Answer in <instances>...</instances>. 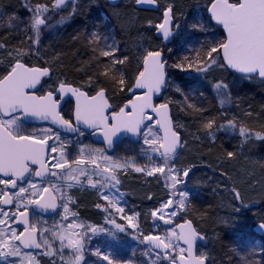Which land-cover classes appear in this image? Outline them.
Instances as JSON below:
<instances>
[{"label":"rangeland","instance_id":"rangeland-1","mask_svg":"<svg viewBox=\"0 0 264 264\" xmlns=\"http://www.w3.org/2000/svg\"><path fill=\"white\" fill-rule=\"evenodd\" d=\"M131 1L120 0L117 5L111 7H126ZM156 2L158 5L160 3L163 11L169 4L173 6L171 41L165 46V50H160L164 54V61H166L167 87L163 97L156 102V105L167 104L170 107L174 129L182 138L180 152L171 157L167 165H164L159 150L160 135L155 128L154 120L143 128L137 144L125 141L109 155L101 146L91 142L90 135L83 132L73 138L64 137L51 128H27L20 122V117L16 116L18 117V130L21 134L35 135L37 138H42L45 132L51 129V132L48 133L51 136L48 143L54 145L57 150L53 153L48 148L46 159L48 179L46 182L36 181L33 178L32 170L27 181L22 185H18L14 191H8V185L0 184V201L4 193L10 194L13 200L12 208L7 210L0 207V219L8 220L7 225H0V229L5 232L4 238L12 236L9 229H15L17 235L22 232V229L15 225V219L23 211L29 213L30 227L33 229L32 226H35L38 243L41 245L39 252H24L13 239L11 244L18 249V252H14V249L8 245L0 248V252L4 253L3 256H0V264H109V260L112 261V264H173V260L175 261L178 256L184 255L185 251L181 253V249L185 250V248L175 238H171V232H176L175 227L177 224L189 220L190 216L193 215V210H191L192 200L196 198L201 190L210 197L221 198V223L226 228L236 229L239 237L247 238V236H250L254 243L253 248L248 249L246 255L242 254L241 250L237 248L234 254L218 258L214 253V246L211 245L212 247L205 249L198 247L197 257L202 256L207 264H222L221 259L226 264H237L235 255L239 254L245 261L243 264H264V229L259 227L264 222V203L261 207H249L251 202L259 200L256 195L264 192V185H248L246 188L241 189L238 186L243 184L235 185V190L243 198L237 200L233 188L228 186L225 180L219 176L222 173L219 170L213 171L219 172L217 175L211 173L208 170V165L203 161H197L198 159L194 156V153L190 151L194 139H199L201 133H204V135L207 133L208 140L206 139L205 142H208L210 148H218L219 142L223 141L220 136H223L226 138L227 144L234 147L237 156L244 159L248 158L247 152L251 151L253 144H256L253 138L256 139L257 135L246 130L250 133V138L242 137L240 128L243 127V124L238 122L237 125L233 121L234 110H236V106L239 107V99L235 90H238L244 84L257 88L263 100L261 110L264 111V82L260 81L257 76L251 78L241 77L228 72L224 67V70H222L220 52L219 63L210 68L208 67L211 61L207 57V50L210 49L212 44L217 43L215 42L216 31L214 27H218L222 31L221 27L212 24L207 16L209 5H195L190 10L186 8L183 11L178 5V0H156ZM53 6L54 1L50 3L49 8L47 7V12L42 14L46 26L44 35H38V43L33 42L37 40V33L31 27L34 16L29 23L30 30L26 26L27 24L24 26V22L17 19L19 25L24 26L18 31L19 34L25 37L24 42L32 45L33 47H31L36 53H40L35 56L36 59L49 70L53 64L49 62L48 52L56 33L60 32L64 26L61 23L63 17L50 11ZM162 12L158 19H152L154 25L149 24L146 28L153 35L156 30L155 25L162 21ZM100 16L105 19L104 15ZM194 24L198 27L193 28ZM187 38H190L191 44H188ZM89 42L94 47L97 44L100 55L102 51L115 49L112 56H101L107 61L105 71L114 80L118 81L122 77L119 70L122 63L112 64V60L125 61L126 57L115 34L110 30L103 36L98 35L97 38L92 35ZM177 44H179V48H177ZM27 50L28 48H21L17 52L27 53ZM19 55L14 50H4L0 55V69L6 68V73H8ZM213 55L216 56L217 54L214 53ZM3 61H7L10 67L4 65ZM178 64L183 67H174ZM198 67H205L207 70L197 71ZM182 75L187 81L201 83L210 90V96L213 97V102L220 112L216 115H218L221 122L218 127L213 125L211 135L204 128V124L208 120L201 124L202 129L200 130L194 124L193 116L195 114L193 111L195 110L192 111L194 101L187 100V105H185V100L183 101L179 97V78ZM53 82L55 87L63 81L58 73L50 71V77L46 85H51ZM218 83L226 84L227 88L217 90L216 85ZM115 88L114 95L107 97L113 112L122 107H116L114 104L116 95L121 92L122 86L115 83ZM188 108L191 111H188ZM244 118L241 117L240 119L243 120ZM0 120L7 119H1L0 117ZM229 121H232L234 126H229ZM53 133L59 135V140L56 139ZM146 138L156 140V144L145 143ZM260 140L264 142V138H260ZM248 142H251L250 147L246 146ZM201 146L203 147L202 144H200V148L196 147L198 152L201 151ZM80 161H83V163H80ZM53 163H61L65 167L54 168L52 167ZM115 165H119V167H114ZM161 165L166 167L164 173L154 172L151 176L147 175L154 167ZM224 167V164H222V170H225ZM136 168H141L143 171L137 172ZM167 168H172L174 172L178 173L182 181V183L176 185L175 189L170 187L171 181L168 178L170 174ZM106 169L108 171H105ZM185 169H190L186 177L183 176ZM113 175L119 180L118 184L115 181L104 180V177ZM89 181L96 183L97 187L93 188ZM130 181H138L145 192L152 190L154 199L148 205L143 206L147 204V201H142L137 197V191ZM69 184L72 187H68ZM32 185H36V187L33 188ZM101 185H103L102 188ZM166 185L169 186L166 187ZM21 188L24 189L23 192H21ZM44 188L49 189L58 202V212L50 218L37 216L31 210V206L43 194ZM178 192L187 193L186 207L173 209L177 211L176 216L169 217L170 209H163L160 213L164 215L165 219H171L172 223L165 224L164 220L159 218V214L157 217L151 215L153 210L161 209V205L166 203L170 197L179 200L178 195H173V193ZM102 194L108 195L109 199H102ZM138 203L141 204L140 207ZM65 205L68 208L67 212L65 211ZM97 205H100V207H97ZM118 208H123L124 211L120 212L117 210ZM4 212L9 214L8 217L3 215ZM128 216L133 217L132 224L134 227L128 226ZM116 225H120L125 230L119 231ZM74 233L76 235H73ZM112 234H115V239ZM153 235L161 239L171 238L173 247L167 249V253L164 255L153 252L144 245V237ZM60 236L64 237L63 241L59 238ZM204 237L212 243L214 242V237L211 234L208 233ZM70 240H80L83 247L79 253L75 252L73 247L70 246ZM244 249L246 248H242V250ZM124 250H128V257H121ZM10 252L14 254L10 255ZM76 255L82 257L79 262L76 261ZM130 255H132V258L128 259ZM105 257H108V259H105Z\"/></svg>","mask_w":264,"mask_h":264},{"label":"trees","instance_id":"trees-1","mask_svg":"<svg viewBox=\"0 0 264 264\" xmlns=\"http://www.w3.org/2000/svg\"><path fill=\"white\" fill-rule=\"evenodd\" d=\"M53 1L0 0V44L4 45L0 47V55L4 50H14L18 55L20 53L17 51H20L21 48H28L27 54L17 56L16 60L20 59L21 62L29 67L46 68L35 57L40 53H36L32 49V45L25 43V37L19 34L18 31L22 27L24 28L25 24L30 30L29 23L33 17V10L36 4L46 5L49 8L50 3ZM212 2L213 0H178V5L184 11L186 8L190 10L195 5H210ZM233 2L235 0H229V3ZM162 9L159 3L157 12L136 10L133 0L126 7H111L107 4V0H75L59 11L51 8L50 11L52 13L63 17L61 23L64 26L60 32L56 33L48 52L49 62L53 64L51 65L50 63V71L58 73L66 84L83 90L88 94H94L104 89L106 96L112 97L116 89L114 78L110 74H103L106 72L107 61L99 54L97 44L94 47L89 42L90 36L93 35L97 38L98 35L103 36L107 31L111 30L115 34L126 57L124 63L119 67L120 74L125 80V85L122 86L121 92L117 93L114 104L116 107L125 105L130 100L129 89L132 88L134 80L141 71L144 55L148 51L166 49L159 40L154 38L151 31L146 30L149 24L154 25L152 19H158L163 11ZM175 12L176 10L174 9ZM100 15H104L105 19L101 18ZM17 19L24 22V26L21 27ZM45 26L46 24L39 28L40 36L44 35ZM214 29L216 31L215 42L223 41L224 37L220 28L214 27ZM189 39L187 38L188 44H191ZM177 45V48H179V44ZM7 61H3V63L9 68L10 65H8ZM221 69L224 70L223 67ZM5 73L6 68L0 69V77H3ZM179 81L180 99L185 100V105H187V100L194 101L192 107V111L195 110L193 111L195 114L193 122L198 126V130L202 129L200 127L201 124L207 120H214L213 125L218 127L221 122L216 114L220 112L213 102V97L210 96V90L201 83L197 84L193 81H187L183 75L179 78ZM247 85L244 84L238 90H235L239 99V107L236 106L237 108L234 110L233 121L236 124L238 122L242 123L245 130H249L254 134L259 133L264 137V111L261 110L263 100L257 88ZM188 111H191V109L188 108ZM241 117L245 118L241 120ZM206 136L207 133L205 135L201 133L199 139L195 138L194 143L191 144L190 151L194 153V156L198 159L197 161H203L208 165V170L211 173L219 170L222 173L219 176L233 189H236L235 185L237 184H243L242 186L237 185L240 189L246 188L248 185H264V142L260 138H253L256 144H253L251 151L247 152L248 158L244 159L236 155L234 147L227 144L226 138L223 136L219 135L223 141L219 142L218 148H210L208 142H205ZM200 144L203 147L201 146V151L199 150L200 152H198L196 147L200 148ZM250 144L251 142H248L246 146L250 147ZM228 152H233L235 155L228 157ZM222 164H224L225 170H222ZM213 173L217 175L219 172ZM130 182L137 191V197L142 199V201H147V204L143 205L145 202L142 204L143 206L148 205L154 199L152 190L145 192L138 181ZM256 197L259 200L251 202L249 207L257 208L263 206L264 192L257 194ZM220 200L221 198L210 197L201 190L196 198L192 200L191 210H193V215L190 216L189 221L203 237L208 235V233L214 237L213 243L204 238L208 243V247L214 246V253L218 258L234 254L237 248L241 250L242 254L246 255L247 250L253 248L254 242L250 236H247V238L239 237L236 229L226 228L221 223L220 206L222 203ZM138 206L140 207L141 204L138 203ZM244 247L246 249L242 250ZM128 255V250H124L121 257L125 258ZM235 256L237 257V264L245 262L239 254ZM131 258L132 255L128 259ZM220 261L222 264H226L224 260L221 259Z\"/></svg>","mask_w":264,"mask_h":264},{"label":"snow or ice","instance_id":"snow-or-ice-1","mask_svg":"<svg viewBox=\"0 0 264 264\" xmlns=\"http://www.w3.org/2000/svg\"><path fill=\"white\" fill-rule=\"evenodd\" d=\"M66 0H56L54 7L59 8L64 5ZM156 0H136L137 4L149 3L153 4ZM48 8L46 5L36 4L33 10V23L31 25L32 29L37 33V40L33 41L38 43L39 26L45 24V19L42 18V14L47 12ZM211 14V18L215 20L218 24L223 26L226 33V38L218 43L212 44L210 49L207 50V57L211 61L208 66L217 65L219 63V52L223 54V64L221 67H227L234 69L240 73L253 74L256 73L262 79H264V0H235L233 3H229V0H213L211 6L208 9ZM173 20V6L171 4L164 10L163 22L156 24V28L163 34L165 39L171 35V29L169 25ZM151 23V22H149ZM193 28L198 27L194 24ZM31 39V37H30ZM4 45L0 44V47ZM219 50V51H218ZM115 51L112 48L111 51H102L101 55L105 57L112 56ZM217 54L214 56L213 54ZM27 54L25 52H20V55ZM126 59V58H125ZM144 71L139 72L136 78V83L134 85L137 89H146V93L141 101L137 98V101L129 100L128 104L121 107L119 112H113L111 117L105 114V109L109 107L108 101L105 99V90L101 89L96 93L95 96H87L83 92H78L77 89H67L72 91L77 96V107L75 118L77 121H82L89 127H100L104 129L105 141L110 145L112 143L111 137L115 135L117 131H128L133 134L138 133L141 130V124L143 123V118L145 116V109L151 108L153 112H157V115L161 116V120L157 121L158 126L163 130L164 137L163 142L160 143V148L163 152L160 153L161 159L164 161V165L168 164V161L175 153L178 146L179 136L176 131L173 130L171 126V121L168 120L166 115V110L168 108L167 104L153 105L151 103L152 96L154 93L160 92L162 86L166 84V61L162 58L161 51H148L147 55L144 56ZM124 63L123 60H112V64ZM174 67H183L182 65H174ZM205 67H198L197 71H206ZM48 68H30L26 67L25 63L21 62L20 59L16 60V63L11 67V70L0 79V113L4 116L10 117L7 120H0V173L4 176H12L17 179L24 176L25 173L30 172L29 161L31 164H39L40 169L36 171L35 175L37 177L42 176L43 169L47 164L44 158V150L50 148L53 153L56 152V147L50 145L48 141L51 136L48 134L51 129L45 132L42 138H37L35 135L21 134L18 130V117L13 115L18 109L22 110L25 114H31L40 116L42 119H48L49 115L53 117L52 122L58 124L62 127L67 128L71 131H79V129L74 128L72 124L60 117L55 110L56 101L52 99L53 93L49 91L47 95L35 96L30 95L24 91L26 88H35L40 83V78L48 75ZM108 75L106 71L103 73ZM114 83L120 86L125 85V80L121 77L118 81L114 80ZM66 82L60 83V90L66 89ZM217 90L226 89L227 85L218 83L216 85ZM131 91V89H129ZM131 106L130 111H126V108ZM214 120H208L204 124V128L208 130L209 135L212 134ZM229 126H234L232 121L228 122ZM56 139L59 140V135L53 133ZM150 134V130H149ZM240 135L245 138H250V133L246 132L245 128H240ZM257 138H264L259 133L256 134ZM145 143L155 145L156 140L145 139ZM158 151V149H157ZM235 154L233 152H228V157H233ZM53 159H55L53 157ZM83 163V161H80ZM164 165L154 167L152 171H149L147 175L151 176L154 172L164 173L166 167ZM54 168H64L65 165L61 163H53ZM114 167H119L115 165ZM137 172L143 171L141 168L135 169ZM75 171V170H72ZM105 171H108L106 169ZM169 179L171 181L170 187L172 189L176 188V185L182 183L179 178V174L174 172L172 168H167ZM190 169H185L183 171V176H187ZM106 181H115L117 184L119 180L116 176H106L104 177ZM93 188L97 187L96 183L89 181ZM0 184L16 186V180H0ZM169 185H166L168 187ZM33 188L36 185H32ZM68 187H72L71 184ZM103 185H101V188ZM24 189L21 188V192ZM48 189L44 188L43 193H47ZM235 198L237 200H242L240 193L233 189ZM39 195V194H38ZM173 195H178L179 200H174L171 197L166 203L161 205V209L153 210L151 215L164 220L165 224L172 223L171 219H165L164 215L160 214L163 209H170L168 215L176 216L177 211L173 209H179L186 207L187 193L178 192L173 193ZM102 199L108 200L109 196L102 194ZM5 205L12 204V196L6 194V198L2 200ZM55 208V205H52ZM100 207V205H97ZM123 212V208L117 209ZM65 211H68L67 205H65ZM3 215L8 217V213L4 212ZM19 216L25 222L27 217L22 211ZM127 220L129 222V227H134L132 224L133 217L128 216ZM8 220L0 219V225H7ZM35 230V226H32ZM119 231H124L120 225H116ZM180 229L179 233L171 232V238L176 240H183L187 247V258L182 254L180 259L182 264H205V259L193 255V244L196 240L198 233L193 228L191 221L186 220L184 224L177 225ZM264 229V223L259 226ZM12 236L5 237V232L0 229V248L5 245L12 247L14 252H18V249L11 244V241L19 240L24 233L16 234L15 229H9ZM73 235H76L75 233ZM115 239V234H112ZM63 241L64 237H59ZM166 237L161 239L158 236H145V240L155 241V246L157 248L170 249L173 247L172 239ZM31 239V235H29ZM47 243V242H46ZM69 244L73 247L74 251L79 253L82 250V243L80 240H70ZM25 247L35 246L37 248L41 247L36 241H32L31 244L24 242ZM185 250L181 249V253ZM14 254L13 252L9 253ZM4 253L0 252V256ZM82 259L80 255H76V261L79 262ZM108 259V257H105ZM109 264L112 261L109 260ZM173 264L175 261L173 260Z\"/></svg>","mask_w":264,"mask_h":264},{"label":"water","instance_id":"water-1","mask_svg":"<svg viewBox=\"0 0 264 264\" xmlns=\"http://www.w3.org/2000/svg\"><path fill=\"white\" fill-rule=\"evenodd\" d=\"M73 1L74 0H66L64 5L60 6L59 8H56V7L53 6V8H54L55 11H59V10L63 9L64 7H66L67 5L71 4ZM119 1L120 0H108V4L110 6H115V5H117L119 3ZM55 3H56V0L54 1V5H55ZM211 4L209 5V7L211 6ZM209 7H208V9H209ZM134 8L136 10H140V11L157 12L159 10V5H158L157 2H155L153 4H149V3L137 4L136 0H134ZM208 9H207V16L210 18V21H211L212 24H214L215 26L221 27V29L223 31L224 39H225L226 38V33H225L224 29H223V26L218 24L215 20H213L211 18V14L209 13ZM163 13H164V11L162 12V21L161 22H163ZM172 26H173V20H172L171 24L169 25L171 30H172ZM41 27H42V25L39 26V28H41ZM154 38L156 40H159L162 43L163 46L168 45L170 43V41H171V35L168 37V39H165L163 37V34L157 28H156V30L154 32ZM162 58L164 60V54L163 53H162ZM220 58H221V61H222V64H223V54H222V52H220ZM30 68H36V67H30ZM224 68L228 72H230L232 74H235L237 76H241V77H249V78H251V77L257 76V78L260 81L264 82V79L260 78L258 76V74H256V73L245 74V73H240V72H238V71H236L234 69H231V68H227V67H224ZM144 70L145 69H144V59H143V61L141 63V71H144ZM49 75H50V71H49L48 75L43 76V77L40 78V82H41L42 79H44L45 77H48ZM135 83H136V79L134 80L132 88H131V91L129 92L130 100L137 101V98H139L142 101L143 97H144V95L146 93V89H137V88H135L134 87ZM39 84L35 88H31V89L26 88V89H24V91L31 95V93L36 91V89L38 88ZM66 86H67L66 89L61 91L60 90V85H59L57 87V89H56L55 96L52 97V99H54V97H57V96L60 97V101L55 104V110L58 113V115L60 117H62L60 115V109L62 108L64 102L70 101L73 104L71 122L70 123L72 124V126L74 128L79 129V131H71V130H68L67 128H65V127H62V126L58 125V124H54L52 122L53 117L51 115H49L48 119H42V118H40V116L31 115V114H25L22 110H19V109L15 113H13V115H15V116L20 115L21 121L24 124H26V125L48 126V127L53 128L55 131L59 132L60 134L66 136V137H72L73 138V137L77 136L79 134V132H83V133H85L87 135H90L91 142L93 144H95V145L101 146L103 148V150L106 152V154H109V155H111L115 151V149L120 144H122L125 141L129 142L131 144H137L139 142V140H140V136H141L143 128L145 126L149 125L150 123H152L153 120L155 121V128L159 132V135H160V143L163 142L164 132L158 126V123H157V121L161 120V116L157 115V112H153L151 108H146L145 109V116L143 118V123L141 124V130L138 133H136V134H133V133L128 132V131H123V130L117 131L115 133V135H113L111 137L112 143L109 145L105 141L104 129L103 128H100V127H89L86 124H84L82 121H77L76 120L75 113H76V107H77V96L72 91L67 90L69 88H71V89H76V88H74L72 86H68V85H66ZM166 87H167V76H166V84L164 86H162L160 92L154 93L153 96H152L151 103L153 105H156V102L159 101L163 97V95H164V93L166 91ZM78 92H83V91L78 90ZM83 93H85V92H83ZM96 93L93 96H95ZM105 99L108 101L106 95H105ZM108 104H109V107L106 108L104 111H105L106 115L111 117V114L113 113V108L110 105L109 101H108ZM127 104H128V102L125 105H127ZM125 105H123L122 107H124ZM119 110H117L116 112H119ZM130 110H131V106L126 108V111H130ZM0 115L2 117H4V118H9L8 116H4L2 113H0ZM166 115H167L168 120L171 121V126H172L173 130L175 131L174 125H173V121H172V117H171V110H170L169 106H168V108L166 110ZM178 136H179L178 146H177V148L175 150V153L172 155V157L176 156L181 150L182 139H181L179 134H178ZM159 150H160V153L163 152V149L160 148V147H159ZM47 152H48V149H45L44 153H43L45 159H47ZM28 163H29L30 172L29 173H25L24 176L19 178V179H17L16 177L12 176L11 173L9 174V176H4L3 173H0V179H3V180L14 179V180H16V186L12 187L11 185H8V187H7L8 191H14L15 188L18 185H22L23 183H25L27 181V179L29 178L32 169L34 170L33 171V178L36 181L42 182V183L47 181V179H48V168H47V166H45V169L42 170L44 174L42 176H40V177H37L35 175V173H36V171L41 170L40 169V165L39 164H31L30 161ZM6 194H8V193H5L3 195L1 201H0V207L8 210V209L12 208V204L5 205V204L2 203V200L4 198H6ZM53 204L55 205V208L52 207ZM58 209H59L58 208V202H57L56 198L54 197L53 193L49 189H48L47 193H43L41 195V197L31 206L32 212L35 215L40 216L42 218H50V217L55 216L57 214V212H58ZM24 213H25V216L27 217V221L26 222L20 218L19 214L16 216V219H15V225L22 229L21 233H24V235L21 236L19 240H15V242L20 247V249L23 250L24 252H32V253L39 252L40 248H37L35 246H31V247H25L24 246V242H28L29 244H31L33 240L38 243L37 232L35 230L31 229V227H30V215H29L28 212H24ZM184 222L179 223L177 225L184 224ZM193 228H194V226H193ZM175 230H176V233L180 232V229L177 226L175 227ZM29 235H31V239H29ZM177 241L182 247L185 248L184 256L187 258V247L188 246L183 242V240H177ZM155 244H156L155 241L144 240V245L147 246L148 248H150L153 252H156V253L161 254V255H164V254L167 253V249H163L162 247L161 248H157L155 246ZM198 247H201L203 249L208 247L207 241L199 233H198V236H197V238H196V240L194 241V244H193V255L194 256H197V248ZM180 257L181 256H178L175 259V264H182V261H181ZM205 264H207L206 261H205Z\"/></svg>","mask_w":264,"mask_h":264},{"label":"flooded vegetation","instance_id":"flooded-vegetation-1","mask_svg":"<svg viewBox=\"0 0 264 264\" xmlns=\"http://www.w3.org/2000/svg\"><path fill=\"white\" fill-rule=\"evenodd\" d=\"M16 63V62H15ZM14 65V64H13ZM27 66V65H26ZM27 67H29V66H27ZM5 75H7V73L5 74ZM4 75V76H5ZM3 76V77H4ZM3 77H1L0 79H2ZM49 77H50V75L48 76V77H45L44 79H42L41 80V82H40V84H39V86H38V88L36 89V91L35 92H33V93H31V95H35V96H41V95H47V93L49 92V91H51L52 93H53V96H55V94H56V89H57V87L60 85V83L59 84H57L55 87L53 86L54 85V82L51 84V85H46V83H47V81H48V79H49ZM66 85H68V84H66ZM68 86H70V85H68ZM74 88H76V87H74ZM76 89H78V88H76ZM78 90H80V89H78ZM80 91H83V90H80ZM83 92H85V91H83ZM86 93V92H85ZM87 94V96H89V97H91V96H93L94 94H88V93H86ZM54 101H56V103H58L59 101H60V97L59 96H57V97H54V99H53ZM72 108H73V104L70 102V101H66V102H64V104H63V106H62V108L60 109V115L63 117V119H65V120H68L69 122H71V115H72ZM65 114H66V117H65ZM68 114V115H67ZM17 116H19L20 117V115H17ZM0 117H1V119H9V118H4V117H2L1 115H0ZM20 122L25 126V127H27V128H44V127H46V128H51V127H48V126H32V125H26V124H24L22 121H21V117H20ZM53 131H55L53 128H51ZM57 132V131H56ZM57 133H59V132H57ZM60 134V133H59ZM80 134V133H79ZM62 135V134H61ZM62 136H64V135H62ZM65 137V136H64ZM5 194V193H4ZM3 194V195H4Z\"/></svg>","mask_w":264,"mask_h":264}]
</instances>
